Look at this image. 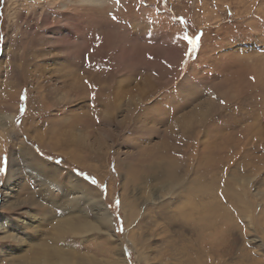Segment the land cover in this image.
<instances>
[{"label": "rangeland", "instance_id": "rangeland-1", "mask_svg": "<svg viewBox=\"0 0 264 264\" xmlns=\"http://www.w3.org/2000/svg\"><path fill=\"white\" fill-rule=\"evenodd\" d=\"M45 259L264 264V0H0V264Z\"/></svg>", "mask_w": 264, "mask_h": 264}, {"label": "bare ground", "instance_id": "bare-ground-1", "mask_svg": "<svg viewBox=\"0 0 264 264\" xmlns=\"http://www.w3.org/2000/svg\"><path fill=\"white\" fill-rule=\"evenodd\" d=\"M94 2L96 0H93ZM99 1V0H98ZM191 123H185L184 124V128L183 130L188 129V131L191 129L192 126H190ZM205 183V182H204ZM178 184H175L174 186L177 187ZM201 185V183H200ZM208 185V184H207ZM181 186V185H180ZM203 188V186H202ZM194 193V192H193ZM196 193V192H195ZM205 194V193H204ZM206 218V217H205ZM46 246V245H45ZM62 258V257H59ZM21 264V263H20ZM25 264H66V262L63 259H58V261L56 260L55 262H48V260H43V261H33V262H26ZM73 264V263H72Z\"/></svg>", "mask_w": 264, "mask_h": 264}]
</instances>
